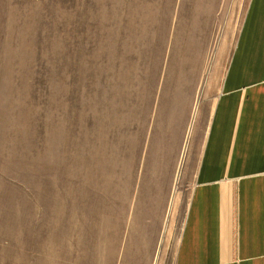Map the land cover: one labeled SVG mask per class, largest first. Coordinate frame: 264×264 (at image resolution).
Returning <instances> with one entry per match:
<instances>
[{
	"label": "rangeland",
	"instance_id": "374dc122",
	"mask_svg": "<svg viewBox=\"0 0 264 264\" xmlns=\"http://www.w3.org/2000/svg\"><path fill=\"white\" fill-rule=\"evenodd\" d=\"M250 0H0V264H174Z\"/></svg>",
	"mask_w": 264,
	"mask_h": 264
},
{
	"label": "crops",
	"instance_id": "0c3cea01",
	"mask_svg": "<svg viewBox=\"0 0 264 264\" xmlns=\"http://www.w3.org/2000/svg\"><path fill=\"white\" fill-rule=\"evenodd\" d=\"M174 264H264V0H250L210 114Z\"/></svg>",
	"mask_w": 264,
	"mask_h": 264
}]
</instances>
